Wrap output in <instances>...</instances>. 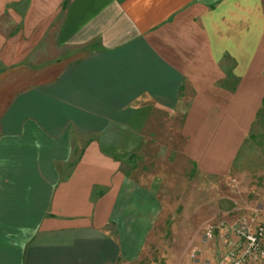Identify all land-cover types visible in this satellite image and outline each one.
Returning a JSON list of instances; mask_svg holds the SVG:
<instances>
[{"label":"crops","instance_id":"obj_1","mask_svg":"<svg viewBox=\"0 0 264 264\" xmlns=\"http://www.w3.org/2000/svg\"><path fill=\"white\" fill-rule=\"evenodd\" d=\"M263 71V0H0V264H229L239 237L166 224L135 160L177 120L195 177L227 176Z\"/></svg>","mask_w":264,"mask_h":264},{"label":"rangeland","instance_id":"obj_2","mask_svg":"<svg viewBox=\"0 0 264 264\" xmlns=\"http://www.w3.org/2000/svg\"><path fill=\"white\" fill-rule=\"evenodd\" d=\"M177 124V120H172L171 127L175 129L169 136H155V145L160 148L167 145L168 151L148 150L135 160L142 173L164 174L170 181L167 183L170 191L162 195L164 208L170 211L166 224L185 223L196 229L209 227L211 234L212 230L216 234L215 227H218L224 230L223 238L228 242L230 231L237 235L242 225L264 226V101L236 152L228 175L211 182L195 177L194 166L184 163L180 154L184 140L176 133ZM151 160L156 164H151ZM188 233L192 237L196 235L194 231ZM155 237L170 238V233L156 231ZM260 264H264V256Z\"/></svg>","mask_w":264,"mask_h":264},{"label":"built area","instance_id":"obj_3","mask_svg":"<svg viewBox=\"0 0 264 264\" xmlns=\"http://www.w3.org/2000/svg\"><path fill=\"white\" fill-rule=\"evenodd\" d=\"M236 233L240 239V252L237 256L230 258L229 264H246L263 257L264 226L257 224L251 228L248 225H242Z\"/></svg>","mask_w":264,"mask_h":264},{"label":"trees","instance_id":"obj_4","mask_svg":"<svg viewBox=\"0 0 264 264\" xmlns=\"http://www.w3.org/2000/svg\"><path fill=\"white\" fill-rule=\"evenodd\" d=\"M263 101H264V97H263V99H262V103H263Z\"/></svg>","mask_w":264,"mask_h":264}]
</instances>
